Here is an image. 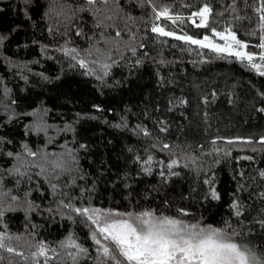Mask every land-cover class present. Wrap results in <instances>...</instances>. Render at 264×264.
<instances>
[{
    "label": "trees",
    "instance_id": "obj_1",
    "mask_svg": "<svg viewBox=\"0 0 264 264\" xmlns=\"http://www.w3.org/2000/svg\"><path fill=\"white\" fill-rule=\"evenodd\" d=\"M259 2L109 0L89 6L85 0H31L25 7L24 0H0V195L9 193L3 206H10L0 218V234L32 246L43 243L51 251L43 258L0 248V264H74L69 252L75 249L62 246L69 236L88 249L75 264H98L91 228L63 206L68 203L173 217L185 209L190 213L182 217L185 221L199 219L216 227L228 221L242 233V242L264 252V112L257 111L264 108V77L234 57L218 58L208 49L151 31L155 23L202 39L213 38L211 28L230 25L255 52ZM205 4L212 9L209 27L198 28L188 17ZM153 7H167L184 22L157 20ZM97 20L103 29L95 27ZM116 31L121 38H114ZM101 32L107 38L102 43ZM65 48H76L92 74L66 56ZM97 48L111 51L116 61H107L112 66L102 80L97 79L102 69L91 63ZM36 121H43L46 134L35 133ZM24 144L51 159L62 157L72 171L59 180L36 176L34 168L26 169L31 180L9 175L18 161L7 152L31 162ZM173 160L177 165L169 170ZM206 179L220 200L205 198ZM233 201L242 206L239 218Z\"/></svg>",
    "mask_w": 264,
    "mask_h": 264
},
{
    "label": "snow or ice",
    "instance_id": "obj_2",
    "mask_svg": "<svg viewBox=\"0 0 264 264\" xmlns=\"http://www.w3.org/2000/svg\"><path fill=\"white\" fill-rule=\"evenodd\" d=\"M109 0H85V4L89 6H96L97 4L107 5ZM25 7L31 4V0H24ZM233 7H235L233 5ZM155 18L159 20L164 17L171 20L173 23L179 21L184 22V18L176 15L175 17L170 14V10L165 7L161 10L152 8ZM258 16L259 24V44L261 49L259 54L247 51L248 44L242 42L237 33L229 25L220 31L216 28H211L213 38H218L223 41V44L215 42L214 39L205 35L202 39L193 38V36L182 34L177 35L174 31H166L164 27L158 24H153L151 31L161 37H172L175 40L183 41L185 44L195 45L201 49H208L210 52L215 53L218 58L234 57L241 64L245 65L250 70L255 71L259 76L264 77V0H260L259 5L255 8ZM212 16V9L205 4L199 10L193 12L188 19L196 17L199 23L196 24L198 28H208L209 19ZM111 19V16L106 17ZM235 19H240L236 16ZM193 23L195 21L193 20ZM96 28L103 29L104 25L101 21L97 20ZM130 31V30H129ZM81 35V32H77ZM253 34V33H250ZM121 31L115 32V39L121 38ZM4 37H0L2 43ZM107 38L103 37L101 32L99 42H104ZM130 40H134V34L129 35ZM98 55L97 59L91 61L92 64H97L102 69V75H97V79H103L107 76L108 70L112 64L107 61L113 60L111 51L104 52L101 49H96ZM135 54L134 48H129ZM64 54L70 56L75 60L80 68L85 69L86 73L92 74V69L89 62L80 58V54L76 48H65ZM89 55H92V49H89ZM106 56L105 60H100L99 56ZM140 63V61H136ZM215 93H213V96ZM264 96V93L261 94ZM180 103H186L181 101ZM207 103V100H205ZM96 111H102L99 106H93ZM257 111L264 112V108L257 109ZM30 115H38V113H30ZM119 126V125H117ZM36 134L45 132L46 128L42 122H37L34 125ZM166 129L162 128L161 131ZM31 131V129H30ZM148 135L147 132L144 133ZM249 143L251 141H248ZM4 143L3 138H0V144ZM232 143V141H228ZM264 144V138L260 140ZM86 145H80V148H86ZM165 149L169 145L163 146ZM24 155L31 158V162L24 161L20 153L7 152L9 158H14L18 161V165L9 170V175L23 179L28 175L26 169H37L36 176H42L48 180L55 178L59 180L62 175H67L72 171L71 165L67 164L62 157L51 159L46 152L38 153L28 147L27 144L23 145ZM71 158L72 164H75L76 157L71 151L67 153ZM39 158L42 163H37ZM242 159H251V157H243ZM152 157L149 156L147 163L150 164ZM177 165V161L173 160L167 165L171 170ZM22 169H25L22 171ZM150 172V168L144 169ZM46 174V175H45ZM175 174V173H174ZM163 176V172L161 173ZM241 175H243L241 173ZM260 176L264 177V171L260 172ZM17 180V183L20 182ZM205 184L209 185L206 199L220 200V194L215 187L212 186V181L206 179ZM53 191L56 190L57 185H51ZM9 196L8 192H3L0 195V218H2L6 211L10 210L3 206V197ZM12 201H17L18 197L15 195L10 196ZM65 208L70 209L77 216L83 217L85 222L91 228L90 238L94 245H96V255L98 264H264V252H257L255 247L249 243H244L242 233L237 231L230 222L225 221L224 227H216L211 224H204L202 220L196 219L193 221H185L182 217L190 215L185 209H178L176 217L164 214H157L155 210L143 211H128L119 212L112 210H102L99 208L91 207H74L72 204H64ZM241 204L233 201L231 208L237 218L242 215ZM241 236V240L236 237ZM5 237L0 235V248H5ZM11 239V237H7ZM67 249H75V252H69L74 264L80 256L87 257L88 249L78 244L71 236L62 245ZM9 252L14 249L8 247ZM21 254L22 253H18ZM38 256H46V247L41 243L38 251L34 254Z\"/></svg>",
    "mask_w": 264,
    "mask_h": 264
},
{
    "label": "rangeland",
    "instance_id": "obj_3",
    "mask_svg": "<svg viewBox=\"0 0 264 264\" xmlns=\"http://www.w3.org/2000/svg\"><path fill=\"white\" fill-rule=\"evenodd\" d=\"M161 18H163V19H165L166 20V18H164V17H161ZM168 20V19H167ZM193 20L195 21V23H193ZM169 22H172L171 20H168ZM191 21V23L193 24V25H195L196 26V24L197 23H199V19L198 18H196V17H192V19L190 20ZM177 35H182V34H177ZM212 39H214L215 40V42H217V43H220V44H223V41H220L218 38H212ZM249 47H252V46H249ZM254 48H255V52H252V53H255V54H259V52L261 51V49H259V47H258V45H256V46H253ZM248 51V50H247ZM250 52V51H249ZM37 122V121H36ZM39 122H42L43 123V121H39ZM44 124V123H43ZM45 126V125H44ZM91 208H94V207H91ZM105 211H107V210H105ZM0 235H3L6 239H5V245H6V247L5 248H8V247H11V248H13L14 250H16V251H20V252H33V254H35L37 251H38V247H39V245H35V246H32L30 243H28L29 241H27V240H24V239H21V238H17V239H7V237H10V236H8V235H4V234H0ZM68 239V238H67ZM67 239L64 241V242H66L67 241ZM63 242V243H64ZM46 247V246H45ZM95 247H96V245H95ZM46 252H47V255L46 256H41V257H43V258H48V257H50L51 256V251H50V249L48 248V247H46Z\"/></svg>",
    "mask_w": 264,
    "mask_h": 264
}]
</instances>
